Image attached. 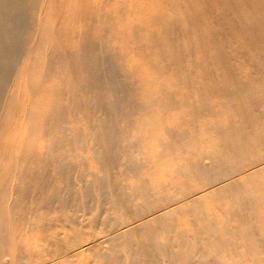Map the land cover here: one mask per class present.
Returning a JSON list of instances; mask_svg holds the SVG:
<instances>
[{"label":"bare ground","instance_id":"obj_1","mask_svg":"<svg viewBox=\"0 0 264 264\" xmlns=\"http://www.w3.org/2000/svg\"><path fill=\"white\" fill-rule=\"evenodd\" d=\"M12 242L264 264V0H0V264Z\"/></svg>","mask_w":264,"mask_h":264},{"label":"rangeland","instance_id":"obj_2","mask_svg":"<svg viewBox=\"0 0 264 264\" xmlns=\"http://www.w3.org/2000/svg\"><path fill=\"white\" fill-rule=\"evenodd\" d=\"M67 211L69 214H73V211L75 213V216H80L82 215L80 211L77 212V210L75 211V209L71 210V208H67ZM58 218H60L58 216ZM7 242L10 241V235H7ZM15 247L13 246V242L12 243H7L6 247L3 248V253L1 255V262L3 264H11V261H13V257H15V255L13 253H15Z\"/></svg>","mask_w":264,"mask_h":264}]
</instances>
